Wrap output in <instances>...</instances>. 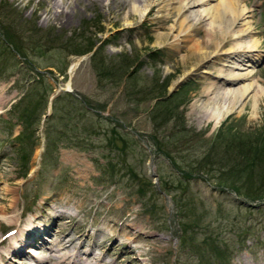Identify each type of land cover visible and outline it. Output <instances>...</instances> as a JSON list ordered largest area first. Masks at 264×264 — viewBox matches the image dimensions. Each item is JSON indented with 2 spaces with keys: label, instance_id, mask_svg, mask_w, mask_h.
Wrapping results in <instances>:
<instances>
[{
  "label": "rangeland",
  "instance_id": "rangeland-1",
  "mask_svg": "<svg viewBox=\"0 0 264 264\" xmlns=\"http://www.w3.org/2000/svg\"><path fill=\"white\" fill-rule=\"evenodd\" d=\"M241 2L251 11L235 30L247 27L239 40L246 47L256 41L250 50L257 52L239 60L262 58L248 71L234 65L224 71L233 90L250 82L264 87V0ZM125 4L70 0L66 25L56 18L53 1L0 0V27L22 55L0 28V239H9L0 264H49L42 249L75 239L59 254H73L75 264H203L214 260L195 245L209 231L230 252L218 264H264V202L242 203L232 192L178 174L209 149L213 159L220 158L232 138L260 139L264 129V95L253 116L254 91L219 125L206 118L208 108L232 100L221 97L222 63L216 57L205 64L207 73L185 80L200 65L191 48L229 59L234 33L226 34L223 21L212 28L206 20L178 40L176 10L164 11L159 0L125 21ZM37 38L43 39L41 56L32 47ZM90 44L92 51L76 52ZM67 85L71 93L59 91ZM31 91L44 99L34 107V120L25 123ZM161 108L178 117L163 122ZM156 141L174 164L154 154ZM208 174L213 180L221 175ZM13 214L19 227L2 219ZM181 223L198 226L195 242L182 248ZM29 236L30 244L16 250Z\"/></svg>",
  "mask_w": 264,
  "mask_h": 264
},
{
  "label": "bare ground",
  "instance_id": "bare-ground-1",
  "mask_svg": "<svg viewBox=\"0 0 264 264\" xmlns=\"http://www.w3.org/2000/svg\"><path fill=\"white\" fill-rule=\"evenodd\" d=\"M48 1L49 2L53 1V8L57 10L55 16H56V18L59 19V23L67 25L68 18L65 15V7L67 6V2H69L70 0H64L62 3L59 0H48ZM95 1H98V0H95ZM99 1H108V0H99ZM111 1L115 2L117 0H111ZM158 1L159 0H126L125 11L123 13L124 20L129 21L130 19L134 18V16H140L141 17L143 14H145L148 11L149 7L151 6V3L156 4V3H158ZM109 3H110V1H109ZM161 4L163 6L162 8H164V11L176 10L178 15L180 16L179 21L174 24L175 36L178 37V40H180V38L182 36H186V34L194 27L195 24H202L206 20H208L207 25H210V27L215 25V23H217V22H222V21L225 22L224 25H227V27H228L227 29H225V30H227L226 34L228 32H230V33L233 32L234 34L231 35L232 36L231 38L233 40L237 39L235 48H233L232 51L231 50L229 51V53H232V55H230L231 57L229 59H224V57H226V56H224L225 54L222 52H220V54L217 53V55L214 54V56L210 57V55H208L207 52H205L203 47L198 48L196 51H194V49L191 48L192 56L195 55V57L198 59V63L200 62V65L197 66L196 68H194L193 70H191V73H189V74H197L201 70L202 71L199 72V74L200 73H207L206 70L205 71L203 70L205 68L204 67L205 64H207L209 61H211V59H213V57H216V60L221 61V63H222L221 64L222 65V73H219L217 75L218 78L222 79V81H221L222 83L220 85H223V88H224L223 89L224 95H222L221 97H223L224 99L232 98V100H230V102H229V104L231 106L229 104L228 105L222 104L220 106L218 104H216V106L208 108L205 111L206 118H209V121H215L216 126L219 125L221 120H223L225 116L230 114L235 109V107L239 103H241V101H243V99L253 91H254V95H253V106H252V108H253V116H255L256 115L255 106L257 105V100L261 96L264 95V87H262L260 84H257L255 82H252V83L250 82V83H247L246 86H244V87L239 86L238 88H235L233 90L227 86V85H229L228 82L231 81V79L223 77L224 71L229 69V68H232L231 65H234L232 69H236L238 71H248L253 66H255L257 64V62H259L262 58V55H260V54H253V55H255L254 57H249V58L246 57L248 59H244L242 61L239 60L240 56H242L243 54H250L252 52H257L256 50H250V49L254 48V45H257L256 41L253 42V44H250L249 46L246 47V45L242 43L243 40L242 41L239 40V39H241L243 32H245L247 30V27H246V29L244 28L245 30L244 29L243 30H241V29L235 30L236 25H239L238 23L240 21H244L243 18L245 16V14L247 12H249L250 9L248 10L247 6L244 3H242L241 0H236V7L233 6L232 0H161ZM232 7H234L235 9H233ZM244 25H247V22H246V24L244 23ZM220 27H221V25H220ZM219 30H221V29H219ZM250 31H251V29H250ZM223 35L224 34H222V36ZM222 39H223V37H222ZM158 40H162V39H158ZM233 56L237 57V58L235 60H231L233 58ZM201 67H203V68H201ZM70 69L73 70L74 66H72ZM69 72H71V71L69 70ZM249 74H252V72H250ZM66 88L69 89V86L67 85ZM221 94H222V92L215 93V95L213 94V97H211V101L215 102L216 99L220 98L219 96ZM210 104L211 103H208L207 106H209ZM16 217L17 216L13 214L10 217L2 218V219L5 221H8L7 223H9V224H12V225H15L16 227H19L18 217L17 218ZM59 217H63V216L59 215ZM33 226L35 228L33 230L37 231L38 229H40V227L38 225L37 226L33 225ZM28 235L29 234H27V236ZM32 235H33V233L31 234V236ZM35 236H37V234H34V237ZM37 237H39V235ZM7 239H8V237H2L0 239V249L3 250L5 248L4 243L9 240V239L8 240ZM30 239H31L30 236L28 238H25L22 241L21 247L17 246L16 250L21 249L22 246H24V245H29ZM75 240H78V239H75ZM75 240H72V241L70 240L69 242H67L68 243L67 246L59 245L60 243L57 242L54 246H52L50 248L46 247V248L42 249L44 253L48 254L45 257V259L48 261L49 264H52L54 262V260H58V259L60 260V264H66V262H65L66 260L70 261L71 262L70 264H75L73 254L65 253L64 255H62V254L59 255L60 252L67 251L70 247H72L73 244L76 242ZM73 249L75 251L77 249L76 246H74ZM5 252H7V251H5ZM55 254H58V257H56ZM75 257H77V256H75Z\"/></svg>",
  "mask_w": 264,
  "mask_h": 264
},
{
  "label": "trees",
  "instance_id": "trees-1",
  "mask_svg": "<svg viewBox=\"0 0 264 264\" xmlns=\"http://www.w3.org/2000/svg\"><path fill=\"white\" fill-rule=\"evenodd\" d=\"M3 11L6 10L3 9ZM3 31H4V33H2L3 38L13 48L12 49L13 51L20 54V46L19 45H18L19 47L17 46L14 39L7 32L5 33L4 29ZM37 39L33 40L32 47L34 49H37L39 51V53L37 52L38 55L41 56L42 53L41 48L44 47L43 39H38V40ZM94 45L95 44H90L87 47H84L82 50H77L76 52L80 54L90 52L92 51ZM92 58H93L92 60H94V55H92ZM98 65L100 66V64ZM98 65H96L97 66L96 69H100ZM49 73L51 74V72ZM33 91H35V89ZM33 91L28 93L26 96L29 98V106H28L29 108L27 107L24 112L29 111L30 115L29 116L27 114L23 115L25 123L27 121L31 123L32 122L31 120H34L35 118L34 107L36 106L38 108V106L41 104V101H43L44 99V97H42L43 94H35L33 93ZM67 96H69V94H67ZM45 102L47 103V101ZM157 107L158 106L155 107V110H158ZM172 112L173 111L171 110H166L164 108L163 109L161 108L159 115L160 117H163V122L166 123L170 119H173V117L170 116L171 114L176 115V117H178V114L175 111L173 113ZM28 117H30L31 120H28ZM117 134L118 133L115 131L114 137L112 139H116ZM257 140L261 141L262 144H257ZM154 143H155L154 154L156 156H163L165 159H167V161H170L172 164L176 162L175 158L172 157L171 153H169L166 149H164L162 145L158 144L157 141ZM229 144H230L229 147L227 148L225 147L223 149V153L220 158H215V159L212 158L214 156L211 154L212 153V148H211L207 151V153L203 157H201V159L193 160L189 162L188 163L189 168L183 167L184 168L183 169L180 166L179 169H181V173L178 174L182 176L184 179H187L188 181L194 179V177L197 179H202L208 182L210 185H212L214 189L221 190L220 192H224V191L232 192L239 199H241L242 202H245V200H248L250 202H255V201L264 202V129H262L261 131L260 139L258 138L241 139L240 137L239 138L235 137L234 139L232 138L231 141H229ZM212 146L214 147L215 145ZM213 165L217 166V168H215V166ZM216 170H218L219 173H221V175L215 177L216 178L214 179L216 180L215 182L208 173L216 172ZM130 174H132V172ZM160 179L161 178H159V180ZM212 182H214V185ZM147 184L150 183L146 182V185ZM154 191L157 190L154 189ZM175 205L176 207H178V204ZM197 228L198 226L196 224L190 225L186 223H181V226L179 227L181 233L178 239L179 246L181 248L189 242H190L189 244H191V242H195L194 234ZM195 246L196 249L200 250L202 253L205 254L209 253L211 258H213L214 260V261L204 262L203 264H218L220 260L222 262H225L230 256V252H228L225 245L221 243L220 239L219 240L213 239L212 232L210 231L207 234H205L201 242Z\"/></svg>",
  "mask_w": 264,
  "mask_h": 264
},
{
  "label": "water",
  "instance_id": "water-1",
  "mask_svg": "<svg viewBox=\"0 0 264 264\" xmlns=\"http://www.w3.org/2000/svg\"><path fill=\"white\" fill-rule=\"evenodd\" d=\"M201 71H202V70H201ZM201 71H199V72H201ZM199 72H198V73H199ZM198 73H197V74H188V75H186L185 80L188 81V80H190V79H193L194 77L198 76ZM64 92H68V93H70V91H68V90H65ZM170 92H174V89L170 90ZM168 94H169V93H168Z\"/></svg>",
  "mask_w": 264,
  "mask_h": 264
}]
</instances>
